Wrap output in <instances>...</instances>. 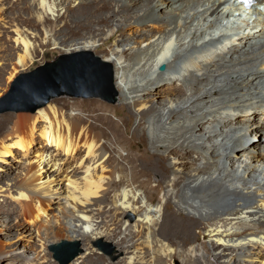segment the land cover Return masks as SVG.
I'll use <instances>...</instances> for the list:
<instances>
[{
	"label": "bare ground",
	"instance_id": "1",
	"mask_svg": "<svg viewBox=\"0 0 264 264\" xmlns=\"http://www.w3.org/2000/svg\"><path fill=\"white\" fill-rule=\"evenodd\" d=\"M227 1L29 0L23 7L27 23H42L67 6H99L67 52L96 50L127 29L105 57L115 65L126 118L108 108L95 124L81 109L68 114L63 102L0 118V131L19 138L0 147V167L13 149L40 158L9 192L13 209L27 206L38 233L53 224L64 227L59 237L81 241L85 251L72 264H99L93 241L114 235L123 254L115 264H166L176 254L182 264H264V0L251 10ZM75 16L77 33L83 15ZM16 31L24 54L0 73L8 84L34 58L33 43ZM146 143L154 153L134 150ZM69 169L83 174L82 186L68 180V200L52 212L56 173ZM25 254L26 264L49 261Z\"/></svg>",
	"mask_w": 264,
	"mask_h": 264
},
{
	"label": "rangeland",
	"instance_id": "2",
	"mask_svg": "<svg viewBox=\"0 0 264 264\" xmlns=\"http://www.w3.org/2000/svg\"><path fill=\"white\" fill-rule=\"evenodd\" d=\"M4 1L7 2L6 3L7 10L5 11V15H2L1 17V19L3 20L0 21V35H1L0 36V73L10 71L14 63H16L18 55L21 53L24 54V48L22 46V43L15 41V39L18 37L16 31L17 29L21 32L23 36L29 38L35 47V50L32 53V56L34 58L32 59L31 64L27 69L21 71L20 73L34 70L38 66L44 64L46 61L53 60L56 56L60 54L68 55V56H73V55L77 56V55L89 54L90 52H93L94 56L101 57L103 60L113 64L105 57H107V55H109L116 48L114 46L115 40L120 38V36L124 33V30L125 32L127 31V29L120 28L119 31L116 32L109 39V41H106L103 45L97 47L96 50L67 52L64 50V48L67 47L73 39L79 37L81 34H83L88 30L89 27L88 23L90 22V20L94 19L93 17H95V15L97 14L96 12L99 6H96L94 3L88 5L77 4L75 6H67V8L69 7V9L68 10L64 9L63 11H60L59 12L60 15L58 17L55 16L57 18L55 17L51 18L49 16L48 19L46 21H43L42 23H38L36 20L34 21L33 19L27 23V21L25 20L27 15L24 13L23 7L29 0H4ZM110 7L111 6H109V8ZM76 11H78L80 15H83L81 16L83 20V27H82L83 29L82 31L77 33H75L74 27H72L73 19L74 17H76L75 16ZM86 18L89 19V21H87ZM100 28L108 29L109 27L108 24H106L105 26L103 27L101 26ZM113 66L115 68L114 64ZM161 67H159V71H161ZM115 75H116V68H115ZM13 81H11L8 84V79L0 75V96H3L9 90V87L11 86V83ZM116 88L119 92V101L116 104H111L99 98L63 97V98L54 99L49 105H52L57 102L66 103L64 110L67 111L68 114H71L72 111L77 113L79 112L78 109H81V111L84 112V114H86V116L91 122L101 125L102 122L100 121L99 118L103 113L108 114L110 108L118 109L116 115L112 114L114 119L126 118L130 113L128 106L125 105L124 107L121 108V106L123 105V101L121 99L120 90L117 87V85ZM74 102H81L85 105V107L81 108L78 106H73ZM21 113L34 114L31 112H21ZM17 114L20 113L7 112L4 114H0V118H4L6 116H14ZM136 124H137L136 120L133 119L129 125L127 136L130 139L133 137V131L136 127ZM41 125L43 124L41 123ZM102 126H104V124ZM9 134L10 133L0 131V147L2 146V144H11L13 141L19 139L13 137L11 134L9 136ZM22 141L24 142V144L25 143L28 144L30 140L29 137L23 135ZM39 142L41 144L43 143L46 144L45 140L40 136H39ZM148 146H149L148 143H146L145 145H137L134 147L135 148L134 150L141 152L146 149L150 154L154 153L155 152L154 149ZM13 151H14L13 156L7 158L8 159L7 163L1 164L2 168L0 167L1 168L0 196L1 195L6 196V197H0V211L2 212V213L0 212V264H26L27 262L26 259L27 257H29L27 254H25L26 252L31 253L30 255L32 258L37 257L36 259H38L39 256L45 253L46 255L49 256V261L46 264H59V262L56 261L54 258V252L51 250V247L58 243H61L64 240H67L72 243H78L83 253L85 250L82 246L83 243L81 241H77V240L71 241L67 237H59V233L61 232L59 230L60 228H64V227L58 228L55 227L53 224H49L47 233H42L41 231L38 233V230L30 223L32 216L27 206H23L22 208L20 206H17V208L15 207L16 209H13L14 207L12 206V204L14 203V201L11 195L9 196V192L15 191L13 187L19 186L22 183V181L24 182L26 180L27 178L25 177L26 167L29 164H35L36 163L35 159L40 160V158L36 156V153L33 154L34 150H31L33 151L32 154H29L25 151L19 152L16 149H13ZM52 151L53 150L51 149V151H49V154ZM121 154L127 157L128 151L122 150ZM49 157H46L45 160H48ZM116 157L117 155H113L111 160L113 161ZM56 169H58V167H56ZM67 172L69 173L67 174ZM58 173L59 172H57L56 173L57 176H55L56 186L54 185L55 193L53 192L54 203H53L52 212H55V210L57 209H63V207L65 206V202L66 200H68V196H69L68 189H71V187L70 188L67 187L69 186V181L76 180L77 184L79 183L78 185H80L83 176L82 173H72L71 169L65 172L66 176H64V174L60 175ZM71 174L74 175L72 176ZM67 177H70L71 179L70 178L66 179ZM3 203L6 204V208L4 209L2 208L3 206H5ZM170 210L171 211L175 210V206L172 205L170 207ZM41 219L43 220V222L47 221L45 217L44 218L41 217ZM128 219L130 222H134L136 219L135 214L133 213L129 215ZM25 228L29 232L25 233L26 231ZM117 239L118 236L114 235L112 239L102 238L93 241L94 248H96L97 254H99L98 256H100V258L97 257L95 261H97L99 264L117 263L119 259L123 256L122 252H120L118 249V243L116 242ZM206 241L207 240H205V242ZM180 255L182 254L180 253ZM72 262L70 264H72ZM166 264H182V262L178 259V255L176 254L174 258L167 260Z\"/></svg>",
	"mask_w": 264,
	"mask_h": 264
},
{
	"label": "water",
	"instance_id": "3",
	"mask_svg": "<svg viewBox=\"0 0 264 264\" xmlns=\"http://www.w3.org/2000/svg\"><path fill=\"white\" fill-rule=\"evenodd\" d=\"M163 65L161 70H165ZM99 98L111 104L119 101L115 69L93 52L58 55L34 70L20 73L0 98V114L31 112L48 106L54 99ZM59 264H70L82 253L78 243L67 240L51 247Z\"/></svg>",
	"mask_w": 264,
	"mask_h": 264
},
{
	"label": "flooded vegetation",
	"instance_id": "4",
	"mask_svg": "<svg viewBox=\"0 0 264 264\" xmlns=\"http://www.w3.org/2000/svg\"><path fill=\"white\" fill-rule=\"evenodd\" d=\"M1 36V35H0ZM2 96H0V98H1Z\"/></svg>",
	"mask_w": 264,
	"mask_h": 264
}]
</instances>
